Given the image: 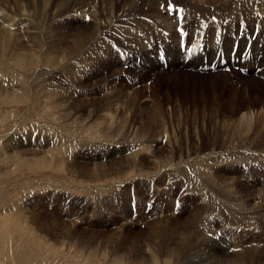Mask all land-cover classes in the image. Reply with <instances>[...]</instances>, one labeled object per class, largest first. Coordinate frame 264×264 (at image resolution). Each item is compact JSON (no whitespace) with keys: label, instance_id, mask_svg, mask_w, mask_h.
Here are the masks:
<instances>
[{"label":"rangeland","instance_id":"obj_1","mask_svg":"<svg viewBox=\"0 0 264 264\" xmlns=\"http://www.w3.org/2000/svg\"><path fill=\"white\" fill-rule=\"evenodd\" d=\"M29 1L31 8L27 11L31 15L34 4L33 0ZM42 1L44 4L48 2ZM96 1V8L103 12L101 23H95L94 16H89L93 11L87 14L92 2L90 6L73 8L71 18L62 21L57 18V24H42L47 36L45 34L42 44L39 42L38 49L32 43L35 46L33 51L40 55L34 59L36 66L32 62L28 69L26 66L19 68L11 57L5 60L0 56L1 63L9 65L11 71L3 77L4 81L0 76V83H9L7 86L11 88L8 90L4 85L7 94L8 91L18 93L20 90L24 93L21 101L0 102V147H3L5 139L8 141L11 136L28 129H33L32 136L39 142L46 136L50 142L57 143L55 147L48 148L46 154L35 152L25 156L23 150L31 148L22 145L25 147L16 146L17 149L13 148L15 152L7 151L0 158V264H128L117 261L116 257L125 256L133 244L143 241L149 232L157 229L161 233L165 225L175 230L173 235L178 244L193 243L196 247L197 252L187 257L186 264H216V260L221 264L222 246L232 242L229 236L240 235L231 222L221 220V197L230 198L223 200L224 215L234 213L236 203L242 213L251 216V221L263 230L258 229L261 236L257 237H264V206L256 207L257 210L254 207L249 209L253 201H264V87L263 82L253 81V76L261 80L263 76L260 73L253 75L255 68L247 75L237 70L196 73L193 62L200 58L188 64L193 69L188 67L177 73L170 72L166 63H162V71L158 67L147 70L141 65L142 55L138 52L137 43L127 45L124 39L121 42L113 40L110 46L99 47L93 54H81V58L87 60L81 67L87 68L86 78L75 83L80 85L81 94L76 97L70 94L67 98L84 99L83 110L73 111L68 103L70 100L62 102L63 106L59 105L58 95L56 101L50 94L60 93L62 65H57V69L54 68L56 65H50L52 70L37 68L42 63H51L50 57L56 52V47L63 44L71 46L82 38L81 30L93 26L98 31L94 30L93 34L111 37L112 33L107 28L112 18L120 25V19L127 21L129 16L144 17L153 9L140 8L141 3L151 6L146 0ZM263 1L260 0L261 3ZM174 2L180 4L185 18L190 15L185 14L188 5L209 6L211 13L207 15L206 25L213 19V12L216 10L214 13H218L226 2L234 6L233 0ZM136 3L139 6L130 11ZM16 6L15 1L10 0L6 10L27 13L22 8L16 10ZM127 12L131 15L126 17ZM195 17L191 16L192 20ZM147 21L150 22L149 19ZM37 29L40 31L38 25ZM64 33L67 39H63ZM172 34L176 38L175 31ZM152 44L157 42L153 40ZM153 49L149 47L147 51L149 58ZM62 52L71 51L67 47ZM203 52L194 55L202 53L209 56ZM236 52L240 53V49ZM256 64L259 66L258 62ZM19 74L23 76L20 77L21 86L17 87L13 84H16L15 78ZM97 83H103L104 90L102 87L98 89ZM93 87L98 91L93 92ZM117 89H120L121 96L113 101L110 109L90 112L91 103L101 101ZM6 92L2 96L9 98ZM63 108L67 113L65 109L62 111ZM102 120L109 122L106 128L102 126L104 122L100 124ZM70 139L76 141L77 147L68 152L63 143L69 145ZM40 146L38 148H43L42 144ZM117 146L124 147L126 151L120 152ZM20 149L23 150L20 152ZM252 150H256L254 156L262 155V158L242 159L246 157V151ZM122 158L132 161L123 160L119 165L107 168L108 163H117ZM96 164L99 165L95 174L100 173L99 176L93 174L88 178L79 173L80 167L86 165L93 172ZM101 168L106 171L99 172ZM7 170L9 173L2 175ZM150 184L153 187L149 188ZM152 197V206L156 204V208H145V202ZM95 200L98 201L96 205ZM172 200L174 205L181 203L176 213L171 210ZM208 200H212L214 206ZM130 201L136 207L135 215ZM245 205L247 207L244 208ZM197 223L200 227L195 233L191 228ZM221 230H225L228 238L222 236ZM113 240L120 243L119 249L111 247ZM157 260L156 264H170L165 259L160 261L159 257Z\"/></svg>","mask_w":264,"mask_h":264},{"label":"bare ground","instance_id":"obj_2","mask_svg":"<svg viewBox=\"0 0 264 264\" xmlns=\"http://www.w3.org/2000/svg\"><path fill=\"white\" fill-rule=\"evenodd\" d=\"M9 1L10 0H0V11H2V9L5 11V12L3 11L4 12L3 14H1V12H0V56H2V58L5 60L9 59L8 57H11V59H13V63L15 64V66L17 65L19 68L21 66H23V67L26 66V68H27L29 65L31 66L32 62L34 63L35 66L37 65V61L35 62L34 59H36V57L38 58L40 55H37L36 52L33 51L35 46L32 43L36 44L37 49H38V47H40L39 42L41 41L40 44L43 43L46 32L44 33V31L42 29V24H46V22L47 23L48 22L56 23L57 18H59L60 21H62L64 18H71L74 14L73 8L78 9V7L81 8V6H85V5L90 6L91 5L90 3H92V2H93L92 5L87 8V14L89 12L93 11L92 13L89 14V16H91V15L94 16L93 19L96 20L95 23H101L102 22L101 18H102L103 12L99 11L96 8V3H97L96 0H86L84 2H82V0H78L76 2H73L74 0H50V1L48 0V2L46 4H44V2L42 0H33V4H34L33 14H31V15H28V14H30V11H27L28 9L31 8L29 0H12V1H15V4L17 5L16 10H19L22 8L21 10L27 11V13H25V14H23V13L17 14V12H15V10L7 11L6 8L8 7ZM138 1H141V0H138ZM146 1L148 3H150L151 6H148L147 3L146 4L141 3L140 8H142V9L143 8H146V9L153 8V9L149 10L147 15H145L144 17H134V16L130 17L129 16V19L127 21H123V19H120V20L116 19V21L117 20L120 21V25L119 24L117 25L116 22H114L115 18H112L114 20L111 19L110 26L107 28L108 32L112 33L111 37L110 36L104 37L105 34H96V33L93 34L94 32L97 31L95 29V26H93L91 29L81 30V33L83 35L81 36L82 38L80 40L74 41L71 44V46H67L66 44L65 45L63 44V46L60 45V47L59 46L56 47L57 48L56 52L54 51L55 53L52 54L50 57L51 63L48 65V62L47 63L45 62L46 65H45V63L44 64L42 63L39 65V67H37L38 70H46V68L48 70H52V68H50L51 67L50 65H56L54 68H56L57 65L58 66L62 65L61 66L62 67L61 68L62 69L61 70V76H60L61 79L59 78L60 88L58 89V92H60V93L55 94L52 92V94H50V96H52L53 98H55L56 95H58L57 97H58V100L60 101L59 105L61 104L63 106L62 102H67V100H70V101H68V103H70V106L73 107V111L79 112V110H83V108L85 107L84 106L85 103L83 102L84 99L82 100V99H76V98H74V99H71V98L68 99L67 98L70 94L74 95L75 97L80 96V94H81L79 89H78V87L80 85L75 84V83H77L76 82L77 80H79V82H80V80H81V82H83L82 80L84 78H86V76H84V75H85V70H87V68H81V67L83 66V63L87 60H83L81 58V56H82L81 54H87V55L93 54V53H95V51L97 49H99V47L101 49V48L105 47L106 45L110 46L113 43V40L121 42L124 39L127 42V45H134L137 43L138 52L142 55L141 65H142V67H145L147 70L151 69V67H155V68L158 67L161 69V71L163 70L162 64L157 63L155 60L149 58L148 52H147L149 47L150 48H152V47L156 48L158 45H161L162 47H164L166 52H167V55L169 57V61L166 64L169 66L170 72L177 73L179 71H183V69H185V68H188V65H185V64H183V62L180 61V54L176 51L175 44H176V42H178L177 36H176V38H173V34L171 35V32L175 31L176 29L183 28V30H184L185 27L188 26V24L192 25L191 27L195 28V31L199 29V31L195 32V35H193L192 43L198 44V45L200 44V46L203 45L204 46L203 47L204 53L206 52L209 55V56H207V55H205V56L209 57V58H212L214 56L215 47H218L219 45H220L219 46L220 51H222L226 55H228L234 41H236L239 44L238 48L240 49V51H242V49L244 48L245 42H244L243 38L240 37L242 34H240V32L238 31L237 26L240 27L241 30L246 29L245 30V33L247 35L246 37L248 40H251V44L248 46V50L246 51L247 53L245 54V56L247 55L249 57L248 60H250V58H252V62L254 64L256 62H258L259 66H260L261 63L257 60V55L259 52L262 56H264V1L261 3L260 0H233L234 6L230 2H226L224 5V8L219 10L218 13H214L216 11L215 10L216 8L214 9L215 11L213 10L214 11L213 14H214L216 21H214L212 19L210 22L207 23V27H201V24L206 23L205 21L207 20V15H209L211 13V9L208 8L209 6L198 7L196 5H188L186 7L185 14H190V15L185 18V16H183L181 14V12L179 11V9H180L179 5L180 4H178V2L175 4L174 1H176V0H171V3L174 6V9L176 10L173 13H169V11H168L169 0H146ZM183 1H189V0H183ZM42 2H43V4H42ZM179 2H181V0H179ZM2 3L3 4L6 3V4L3 6ZM10 4H12V3H10ZM77 5H79V6H77ZM135 5L130 7V11H135V8H137L139 6L138 3H136ZM161 5H163L164 7L162 8ZM12 8H14V7H12ZM129 14H130V12L129 13L127 12L126 15L124 13V15L126 17ZM191 16H197V17H195L194 20H192ZM116 18H118V17H116ZM147 19H149L150 22H148ZM221 19L225 20L226 23H223L221 21ZM194 22H196V24H193ZM237 23H239V24L242 23V24L238 25ZM93 24H94V22H93ZM37 25L39 26L40 31L37 29ZM98 26H100V25H98ZM233 26H235L236 28L233 29ZM29 27H32L33 29L29 30ZM96 28H98V27L96 26ZM49 30L50 29H48V32H49ZM94 30H96V31H94ZM45 31H46V29H45ZM254 32H255V38L253 39V33ZM200 33H203V37H201ZM217 33H219V36L217 35ZM231 34H234V38L231 37ZM75 35H77V34H75ZM46 36H47V34H46ZM62 37H63V39H67V34L64 33ZM70 37H72V36H70ZM237 37H239V38H237ZM48 38H49V35H48ZM153 40L157 42L156 45L152 44ZM259 41H260V44H258ZM46 43H47V41H46ZM51 45H53V44H51ZM44 46H46V45H44ZM42 47H43V45H42ZM50 47H49V49H50ZM67 47L71 51V52H68L70 54H68L66 52H65L66 53L65 54L62 52V50H65ZM46 48H47V46H46ZM54 50H55V48H54ZM50 52H52L51 49H50ZM197 52L198 51H194V53H197ZM234 56L240 60L239 62L234 64V66H237L239 68V70L247 69L246 71L248 73H249V71L251 72V70L253 71V67H252L253 65H250V63L248 61L245 60L242 63L243 59H240L238 57V55H234ZM229 57H230V55H229ZM202 58H203V56H202ZM199 61H201V58ZM38 63H40V62H38ZM227 66L232 67V65H227ZM104 67H105V65H104ZM9 68H10L9 65L2 64L0 61V76H1V79H3L2 81L5 80L3 77L4 76L6 77V74L11 72V71H9ZM175 68H177V70H175ZM180 68L182 70H178ZM6 70H8V71H6ZM253 75H256V73L253 72ZM22 76L19 74L15 78L16 84H13L14 86H17V85L19 87L21 86V78L20 77H22ZM22 80H24V79H22ZM11 81H12V79H11ZM99 81H98V83H99ZM253 81L255 83H257L259 81L263 82L262 85L264 87V80L259 79L258 76H253ZM7 82H8V80H7ZM9 82H10V80H9ZM10 83H12V82H10ZM100 84H98V89L100 87H102V88L104 87L103 83H102V85H100ZM4 85L5 84L0 83V97H1L0 102H2V103H13V102H17V101L22 100L23 91L20 89H19L20 91L18 93L8 91V94L10 95L9 98L7 96H2L6 92L7 89L11 90L10 86H7V85H5V86H7L8 88L4 89ZM95 87H93V90H94L93 92L98 91V89H96ZM106 87H107V85H106ZM105 89H107V88H105ZM102 90H104V88ZM119 90L120 89L115 90L114 94L112 93L111 95L110 94L105 95L103 97V99L97 103H91L90 108H89L90 112L110 109L112 107V105L114 104L113 101L114 100L116 101L117 98H119V95H120ZM6 94H7V92H6ZM6 98H8V99H6ZM62 98H64V99H62ZM55 100L58 101L56 98H55ZM64 105H67V104H64ZM60 108H62V107H60ZM64 109L65 108H63L62 111ZM67 110L69 111V107L67 108ZM65 112H66V109H65ZM67 115H69V113ZM102 123L104 124L102 126H105V128H106L107 123H109V122L102 120V121H100V124H102ZM34 128H36V127H34ZM37 131H38V129H37ZM32 133H33V129H28L25 132H22V134H18L16 136H11V139H9L8 141H6V139H5L3 142L4 143L3 147H0V158H2V154L4 156V153H6L7 151H8V153L15 152L13 150V148H15L16 146L25 147L22 145H28V147L33 149V150H31V149H29V150L20 149V152H21V150H23V152H25L24 155L26 156V155H33L35 152H38L41 154H46L48 148L50 149V147H53V146L55 147V145H57V143H55V142L54 143L50 142L51 140L49 138H47L46 136L44 138H41V140L39 142L35 137L32 136L33 135ZM112 133H114V132H112ZM117 133H118L117 135H119V132H117ZM39 134H38V136H39ZM123 134H125V133H122L121 135H123ZM121 135H120V137H124ZM1 136L2 135L0 134V137ZM41 137H42V135H41ZM120 141H122V140L120 139ZM68 142H69L68 143L69 145H67V144L64 145V143H63V146L67 148L68 152L72 148L77 147L76 141H73L70 139V141H68ZM65 143H66V141H65ZM39 144L40 145L42 144L43 148H38V146H40ZM137 144H139V143H137ZM101 145H102V143H101ZM34 146H37V147H34ZM119 146H117V149H121ZM101 147H103V146H101ZM123 148L124 147H122L120 152L126 151V149H123ZM15 149H17V148H15ZM89 149H90V147H89ZM103 149H104V147H103ZM114 149H116V148H114ZM144 149H148V148H144ZM130 150H131V147H130ZM17 151H19V150H17ZM254 151L256 152V150H252L250 152L246 151V157H243V156H242L243 158L241 156H239V157H241L244 160H246L247 158H250V157H254L256 159L262 158V155L254 156V154H255V153H253ZM20 152H19V154H20ZM80 152H82V151H80ZM75 153H77V152H75ZM12 157H14V156L12 155ZM123 160H127L128 162L132 161V159H130V158H124V159L122 158V160L117 162V163L116 162L108 163L110 165L107 168L110 169V168L114 167L115 165H119V163H121ZM42 161H45V160H42ZM46 165L47 164H45V166ZM98 165L99 164L94 165L95 166V170L93 171L94 173L92 172L91 169H89L88 165L84 166V168L80 167L79 173H81L82 175H84L85 177H88V178H90L93 174H94V176H96V175L99 176L100 173L95 174V172H97ZM104 171H106V169L102 170V168H101L99 172H104ZM7 173H9V170H7L6 172H3L2 175H6ZM228 198L227 197H221V220L227 219L229 222H231V225L237 227L240 235L234 236V238L229 236V238L232 242H228V244L222 246L223 249L221 250V264H264V237H257V235H259L258 229H261V228H259L255 223H253V221H251V216L244 215L240 209V206H238L236 203H234L235 204L234 213L224 215V211L222 208L225 204H224L223 200L228 201ZM208 199H209V197H208ZM95 201H94V204L96 205L98 201H96V202ZM203 201H205V200H203ZM209 202H210L211 206H214V204L212 203V200ZM245 202L247 203L248 201H245ZM229 203H230V201L228 202V205H229ZM243 203L244 202H241L242 205H244ZM0 204H1V201H0ZM249 206H250L249 209H251L253 207L256 209V207L264 206V201L263 202H261V201L254 202L253 201L252 205H249ZM241 207H243V206H241ZM245 207H247V206L245 205L244 208ZM225 208H227V206ZM227 210H229V209L227 208ZM198 211H200V210L198 209ZM208 212H209V210H208ZM210 212L214 213L213 210H210ZM124 213H127V212H124ZM196 213H199V212L196 211ZM191 224H193V222ZM41 226L44 227V224ZM186 226H187V224H186ZM156 227H157V225H156ZM198 227H200L199 223L196 224V227H193L191 229H192V231H195V233H198L199 232ZM261 231H263V230L261 229ZM221 232L224 234L222 236H225L228 238V236L225 234V230H221ZM174 233H175V230L170 229L166 225L162 229L161 233H159L157 229L153 230L147 234V237H145V239L143 241L137 240L138 242L133 244V246L130 248L128 253L125 254V256L119 255L118 259L116 257V260L117 261L121 260L123 262L125 261L128 264H156V262L158 261L157 258L159 257L160 261L165 259V261H167V263H170V264H186L187 257L190 256L191 254L197 252V249L193 243H190V244L180 243V244H178V242L176 241V239L173 235ZM181 234L183 236V233H181ZM230 234H231V232H230ZM194 235H196V234H194ZM201 236H202V233H201ZM259 236H261V235H259ZM183 237L187 241V238L185 236H183ZM191 237H194V236H191ZM112 242L113 243H112L111 247L118 248V249L120 248V246L118 245L120 243H116V241H114V240ZM114 242L116 243V247H114ZM135 242H136V240H135ZM203 243H204V241H203ZM144 247H145V249H144ZM195 255H197V254H195ZM215 256H216V254H215ZM218 263L216 260V264H218Z\"/></svg>","mask_w":264,"mask_h":264},{"label":"snow or ice","instance_id":"obj_3","mask_svg":"<svg viewBox=\"0 0 264 264\" xmlns=\"http://www.w3.org/2000/svg\"><path fill=\"white\" fill-rule=\"evenodd\" d=\"M161 7L163 8L164 6L161 5ZM168 11H169V13H173V12L176 11V10L174 9V6H173L172 3H171V0H169ZM179 11L182 12L183 9H179ZM213 19L215 20V17H213ZM201 27H207V25H206V24H201ZM179 31H180V33H181V37H182V44H181L182 51L185 52L186 57H191L192 55L195 54V53H194V49L196 48V44H194V43H188V44L186 45V44L184 43V41H183V37L187 36L188 34H187L186 32H184L183 28H181ZM197 31H199V29H198ZM200 35H201V37H203V33H200ZM217 35L219 36V33H217ZM254 38H255V32L253 33V39H254ZM248 43L251 44V40H249ZM114 47H115V45H114ZM203 47H204V46L201 45V51H203ZM238 47H239V44H238V43L234 45V47H233V53H235V52L237 51ZM247 50H248V49H247V47H246V48H245V51H247ZM121 55L123 56L124 53H121ZM217 56H218V58L220 59L221 63H225V64L227 63V61L224 60V58H223L221 52L218 51V52H217ZM160 58H161V60H165V55H164L163 50H161V52H160ZM240 59H243V56H241Z\"/></svg>","mask_w":264,"mask_h":264}]
</instances>
